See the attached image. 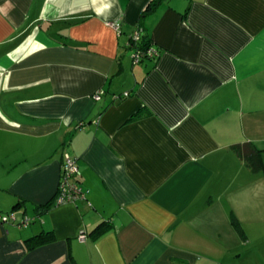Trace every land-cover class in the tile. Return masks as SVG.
<instances>
[{
    "label": "crops",
    "instance_id": "1",
    "mask_svg": "<svg viewBox=\"0 0 264 264\" xmlns=\"http://www.w3.org/2000/svg\"><path fill=\"white\" fill-rule=\"evenodd\" d=\"M0 212V264H264V0H0Z\"/></svg>",
    "mask_w": 264,
    "mask_h": 264
},
{
    "label": "built area",
    "instance_id": "2",
    "mask_svg": "<svg viewBox=\"0 0 264 264\" xmlns=\"http://www.w3.org/2000/svg\"><path fill=\"white\" fill-rule=\"evenodd\" d=\"M142 29L137 28L131 35V43L133 45V55L132 61L133 64H138L143 59L156 60L158 57V53L156 50L151 47L146 49L145 51L137 50L138 42L142 37ZM128 94H124L127 96ZM95 100L100 99L99 94L94 96ZM80 175L79 167L77 165V161L68 155L63 156L62 163V176L60 182V193L57 203H62L64 201H75L77 199H85V192L83 188L78 184V177ZM31 222V219L24 218L17 222L15 215L13 213H1L0 212V225L3 224H18L19 226L26 227ZM85 238L84 232H80L79 240L83 241Z\"/></svg>",
    "mask_w": 264,
    "mask_h": 264
},
{
    "label": "trees",
    "instance_id": "3",
    "mask_svg": "<svg viewBox=\"0 0 264 264\" xmlns=\"http://www.w3.org/2000/svg\"><path fill=\"white\" fill-rule=\"evenodd\" d=\"M157 3L155 1H151L146 6L143 13H147L152 11L156 7ZM142 38V37H141ZM133 48V47H132ZM150 48L149 43L143 44L141 40L138 42L137 50L145 51L146 49ZM133 51V49H132ZM134 52V51H133ZM232 150L241 158L243 159L248 167H250L253 171H257L262 167V163L260 160L259 152L250 144H243V145H235L232 147ZM113 229V225L109 222H102L98 224L94 230L91 232L92 238H98L100 236L105 235L106 233L110 232ZM240 231L239 228H237ZM54 239V236L51 232H47L45 234H40L34 236L30 239V242L33 246L45 244L51 242Z\"/></svg>",
    "mask_w": 264,
    "mask_h": 264
}]
</instances>
